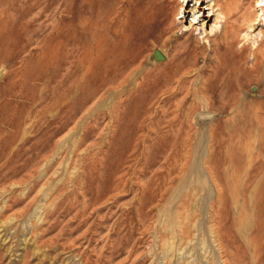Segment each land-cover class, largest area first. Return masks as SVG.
Wrapping results in <instances>:
<instances>
[{
    "label": "rangeland",
    "instance_id": "1",
    "mask_svg": "<svg viewBox=\"0 0 264 264\" xmlns=\"http://www.w3.org/2000/svg\"><path fill=\"white\" fill-rule=\"evenodd\" d=\"M219 1L77 0L62 41L0 36V264H264V25Z\"/></svg>",
    "mask_w": 264,
    "mask_h": 264
},
{
    "label": "bare ground",
    "instance_id": "2",
    "mask_svg": "<svg viewBox=\"0 0 264 264\" xmlns=\"http://www.w3.org/2000/svg\"><path fill=\"white\" fill-rule=\"evenodd\" d=\"M181 1H183L184 4L181 3ZM181 1L176 0V14H178L179 10H181V12L184 14V16L182 17L186 16L189 9L188 7H190V4L192 2H194L192 7H194L193 11L195 12L193 14V20L194 18H196L197 14L199 15L202 13L204 15L206 7H208V9H210L214 13L216 12V18L218 17L217 14H220L221 17L224 18L225 22H227L228 17H232V7L228 2L220 3L219 0ZM154 2L155 3L152 2V5H155L154 8L161 9L164 0H154ZM260 2L261 0L256 1L255 7L259 10V14H257V18L255 17L253 22L248 26V29L250 31H254V28L257 27H254L255 24L259 25V23H261L264 25V23H262V16H264V3L260 4ZM73 3H75V6L73 5ZM187 4L188 6H185ZM0 6L4 7L0 14V36H10L11 38L18 37L22 40L26 39L29 41L30 39H32V37L40 35L43 37L46 43L54 40L62 41L66 37L64 14L65 11L69 9V12L73 13L74 16L78 14L77 0H0ZM149 6L151 7L150 4H148V6L146 5L145 9ZM143 13L146 14L148 18L152 17V15H150L147 10ZM209 15L207 17H209ZM221 108L223 109V106ZM253 122L255 123V126L251 131H260L261 135L253 140L251 146L255 150H264V119L256 117V120ZM247 124L248 121L243 125V129L245 131L247 129L245 128V126ZM243 129L240 132H243ZM222 133L223 132L215 133L211 131V136L221 137ZM263 160L264 155H258L256 157V160L253 163V167L257 172L260 171ZM258 231L259 229H257V234Z\"/></svg>",
    "mask_w": 264,
    "mask_h": 264
},
{
    "label": "built area",
    "instance_id": "3",
    "mask_svg": "<svg viewBox=\"0 0 264 264\" xmlns=\"http://www.w3.org/2000/svg\"><path fill=\"white\" fill-rule=\"evenodd\" d=\"M264 3V0H261L260 4ZM264 20V16H262V21Z\"/></svg>",
    "mask_w": 264,
    "mask_h": 264
}]
</instances>
